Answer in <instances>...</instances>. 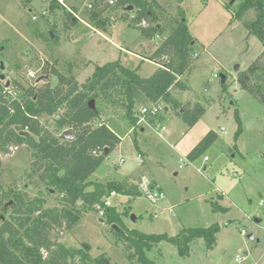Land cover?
Listing matches in <instances>:
<instances>
[{"label": "rangeland", "instance_id": "rangeland-1", "mask_svg": "<svg viewBox=\"0 0 264 264\" xmlns=\"http://www.w3.org/2000/svg\"><path fill=\"white\" fill-rule=\"evenodd\" d=\"M19 1L22 2V8L27 10L32 1L38 0H0L2 9L3 7L7 9L9 4L14 5L11 17L17 23L24 20L23 26L17 27L22 36H25V39L19 36L21 38L19 42L17 40L11 43L7 40L11 34L7 35L4 39L6 47L0 49V57L13 68L11 79H17L24 85L30 83L25 74L29 67L35 69L39 75L49 77L53 86L58 83L54 70L67 78L75 77L79 85L83 86L97 66L119 58L120 51L107 36L114 42H119L118 38H114L115 34L117 37L126 38L125 42L129 45L127 48L131 50L130 45L134 46L141 37V33L137 31L139 27L148 25L145 22L140 25L134 23L137 8L133 6V9H129L132 5L122 6L116 3L113 6L105 5L103 8L96 3L93 9L84 6L86 21L91 26L85 22H76L71 29H58L56 31L61 36L56 43L52 38L38 37L37 32L40 29L36 24L39 22L32 20L29 22L26 19L28 16L21 18V13L14 11ZM79 1L82 5L83 0ZM156 1L159 6L155 7V12L159 15L160 24L166 28V32L161 33L159 45L145 38L141 50L140 46L136 47V52H141L145 58L142 60L144 62L141 73L147 76L145 74L152 72L158 64H160L158 68H164L163 63L168 62V57L154 60L151 54L154 49L161 46L177 25V21L185 19L193 36L191 44L193 67L181 80L189 83L192 91H176L174 94L183 105L193 107L195 103L202 101L206 106V113L188 129L175 111L170 109L168 113L166 105L162 103L164 108L160 114L164 120L168 116L174 117L168 121V125L175 133L173 137L181 139L175 143L172 138H168V142L160 138L156 132L164 135L168 129L166 125L163 126L165 123L163 121H156L161 124L159 128L147 121L139 123V127L146 125L154 130V132L148 130L147 133L150 147L145 163L136 159L134 147L128 138L129 134L126 133L128 123L126 126L124 125L126 122L117 121L116 127L122 136L125 135V139L110 153L109 160L99 167L98 175L107 167L112 170L99 180L121 178L127 174L134 177L137 182L142 175H148L152 182L159 180L164 190L160 188L166 194L163 199L152 203L143 193L135 195L131 197V203L125 204L123 211L129 213L125 217L130 228L149 234L166 233L170 236L177 235L187 227H204L219 222L222 215L213 210L210 202L216 198L218 187L227 188V198L223 204L230 206L232 211L227 215L231 220H228L229 225L223 232L230 236L235 245L248 243L250 240L247 236L256 230L254 219L259 216L264 218V206H260V201L264 200V43L251 27L258 19L260 10L251 7L238 16L239 6L244 0ZM47 21L45 23H48ZM8 22L10 21L6 17L0 16V40L7 34L6 29L11 26H7ZM48 27L45 26L44 29ZM44 33L47 35L46 31ZM3 50L8 51L9 55L4 56ZM130 56L126 54L123 58L126 66L133 67L141 63ZM17 64L22 68L19 71L15 70ZM189 73L191 75L188 78ZM215 74H219L220 77H214ZM221 74L226 75L224 82ZM223 83L226 86L225 90ZM93 104L99 110L98 118L92 121L94 126L105 123L109 117L114 119L124 117L128 120L124 108L116 98L102 94ZM143 106L144 103L138 104L136 108L141 111ZM236 109L239 110L243 122V132L238 138H235L238 127L234 117ZM63 111L64 109L60 110L58 114ZM41 121L48 129L56 131V135L62 133L58 132L54 117L42 116ZM139 127L136 134L140 131ZM223 128L226 130L225 133ZM211 130L218 134L216 141L196 159L191 161L187 158L180 161L181 156L176 150L193 151ZM168 143H173L175 149ZM1 156L3 161L1 182L6 188L16 184L18 189L27 192L31 197L36 196L40 189H44L38 175L31 173L32 158L27 145L12 146L10 152L1 153ZM120 157L126 160L123 164ZM180 164H183V168L179 167ZM117 167L119 168L116 169ZM176 172H179V175H176ZM44 194L46 207L62 206L57 193L51 191ZM11 204V202L8 204L5 214L0 209V226L5 218H9L12 212ZM169 208H172L171 211ZM157 212L160 214L157 215ZM91 213L85 215L71 228L65 225L55 228L51 232L52 238L67 246L81 247L86 243L90 246L89 252L94 258H105L108 264H141L136 259L128 257L130 251L125 249L124 244L115 245L116 233L112 226L102 223L95 212ZM242 229L247 232L246 235L241 234ZM231 249L235 250L236 247ZM207 252L205 240L198 238L193 242L192 252L188 257L180 256L176 246L165 240L154 245L147 255L156 264H210L207 258L210 260L219 252L213 256H208ZM235 254L236 251L230 252L227 263L236 264L233 257Z\"/></svg>", "mask_w": 264, "mask_h": 264}, {"label": "trees", "instance_id": "trees-1", "mask_svg": "<svg viewBox=\"0 0 264 264\" xmlns=\"http://www.w3.org/2000/svg\"><path fill=\"white\" fill-rule=\"evenodd\" d=\"M55 1V0H54ZM117 5H132L137 8L134 23L140 25L146 21L147 26L139 27L146 38H155L165 32L160 24L155 7L156 0H118ZM260 10L258 19L251 27L255 35L264 43V0H244L238 11L241 16L248 8ZM51 10L55 6L51 5ZM66 10V9H65ZM72 14L69 20L74 24ZM78 20V19H77ZM172 32L151 56L152 59L169 57L166 68L159 67L149 77L139 74V67L131 69L118 61L107 62L97 66L91 77L80 86L75 77L67 78L54 70L58 83L50 81L37 85L22 84L12 80V86L19 91V98L7 99L0 81V209L5 212L11 202L12 212L0 226V264H108L105 258H94L90 246H67L53 239L51 232L63 225L71 228L86 212H95V204H103L102 199L112 191L124 195L142 194L138 184L109 181L104 188L90 189L95 183L89 177L97 170L105 158L121 142V138L106 123L92 125L98 118L99 110L90 105V101L102 94L116 98L125 110L130 124L137 130L141 115L136 106L165 104L189 126H194L205 114L206 106L198 101L193 107L183 105L175 96L176 91H186L190 86L181 80L193 67V36L190 34L185 19H180ZM48 34L47 38H50ZM53 41L59 42L56 34ZM21 66L16 65L19 71ZM223 90L226 89L223 83ZM120 96V97H118ZM64 109L63 113L58 114ZM42 116L54 117L59 133L69 129L75 138L61 140L57 132L48 129L41 121ZM234 117L238 127L235 138L243 132V122L236 109ZM164 117H148L149 124L163 121ZM61 131V132H60ZM214 131L208 132L189 154L190 160L196 159L217 139ZM135 146H138L134 139ZM27 145L32 158V175H38L44 189L31 197L18 189L16 184L6 188L2 182L3 161L1 153L10 152L12 146ZM108 149V151L106 150ZM51 189L59 195L61 207H46L45 192ZM45 191V192H44ZM79 201L82 203L79 204ZM214 211L227 212L228 207L218 201H211ZM127 211L119 212L115 206L105 208L102 219L110 226L116 224L117 242L128 247L129 258L141 264H156L147 252L154 245L165 240L175 245L182 257H188L191 243L197 238L205 240L208 249L216 244L218 223L207 227H187L177 235L149 234L138 229L129 228L124 220Z\"/></svg>", "mask_w": 264, "mask_h": 264}, {"label": "crops", "instance_id": "crops-1", "mask_svg": "<svg viewBox=\"0 0 264 264\" xmlns=\"http://www.w3.org/2000/svg\"><path fill=\"white\" fill-rule=\"evenodd\" d=\"M80 2L81 1H79V0H64V3H65V7H64L62 4H60L56 0L55 1L54 0H44L43 3L40 2L39 0L37 2L32 1L31 2V6H29L27 8V10L24 8L26 10V12H27L26 13V12H24V9L22 8V2L19 1V4L16 5L14 11H16L17 13H21V18L23 16H28L26 19H28L29 22H31L30 20H32V22H39L38 24H36L37 25V28L40 29V31L37 32L38 37H41L43 39H48L47 36H48V34L51 33V31H53L55 33V35H56V34H58L56 30H58V29L65 30L67 28L68 29H71V27L73 25H75L76 22H81V23L82 22H85L86 24H88V25L91 26V24L86 21L87 17H86V15L84 13V6L87 3H89V2H96V0H83L82 5L80 4ZM48 5H50V8H49L50 9V12L47 15H43L42 14V10L45 9ZM51 5L55 6V8L53 10H51L52 9L51 8ZM66 6L70 7L75 12H77V14L80 17V19H78V20H77V18H73L74 24H72V22H70V20L68 19L70 12L66 9ZM12 7H14V5H10L9 4V6H8L7 9L5 7H3V9L0 8V16L6 17L8 19V21H10V22H8V25L7 26L11 25L10 28L6 29L7 34H4V36L1 37L2 39L0 40V42L3 41L2 42L3 44L2 43L0 44L1 45L0 46V49H3V48L6 47L5 46L6 44H4V39L6 38L7 35H10L11 34V37H9L10 39H7L11 43L12 42H16L17 40L19 42L20 39H21V38H19V36H22L23 35L18 30L19 28L17 27V25H19L20 27H22L24 20L23 19H22V21L19 20L18 23H17L15 20L12 19V17H11V12L13 11L12 10ZM29 16H30V18H29ZM34 16H37V18L36 19H33ZM40 21H41V23H40ZM46 21L48 23H45ZM143 22L146 23V21H143ZM49 25H51V26H49ZM45 26H47V27L49 26V27L45 30L44 29ZM45 31L47 32V35H45V33H44ZM137 31H139L141 33V30L140 29H138ZM136 33L138 34V32H136ZM101 34H102V36H104L106 38V36L103 35V33H101ZM60 36L61 35H59V38H60ZM54 37L51 36L50 38H52V40H53ZM23 38L25 39V36ZM107 38L120 51L119 58L116 59V61L120 62L122 65L126 66L124 64L125 62L123 61V58L127 54L128 56L132 55L133 58H136V59H138V60L141 61L140 64H135L133 67H129V68L136 69L137 67H139V71L138 72L143 77H149V76H151L156 71V69L158 68L157 67L158 65H156V63H155L154 65H156V66H155L154 70H152V72H150L149 74H145L147 76H144L141 73L142 72L141 68H142V65H143V62H144V61L142 62V60H145V58L140 54L141 52L140 53L139 52H136L137 51L136 50V47L137 46L138 47L140 46V50H141V48H142L141 45L144 44L143 40L146 37H144L142 34H141V37L139 38V40H137V42L135 43L134 46L130 45L131 50L129 48H127V47H129V45L125 42V39L126 38L123 39V37H117L116 34L114 35V38H118L119 42H114L108 36H107ZM147 39H150L151 41H153L154 43H156L157 45H159L160 44L159 40H161V34H159L155 38H147ZM132 48H134V49L132 50ZM158 48H159V46L156 49H154V51L152 52L151 56L156 52V50ZM2 53H4V56H6L7 54L9 55V52L6 51V50L5 51L3 50ZM154 60H157V59H154ZM149 61L152 64L154 63L152 60H149ZM139 65H141V66H139ZM93 72H94V70L92 71L91 75L93 74ZM191 73H193V72H191ZM190 75L191 74L189 73L188 78L190 77ZM188 85L190 86V89L189 90L192 91L191 85L189 83H188ZM165 109L169 113L170 108L169 107L167 108V106H166ZM173 116H175V115H173ZM173 118L174 117H169L168 116V118H166L165 120H163V122L167 123V124L163 123V126L166 125L168 127L167 132L164 133V135L162 134L163 136L160 133H158L156 131L155 132L158 134V136L160 138L165 139L164 140L165 142H168L169 141L168 138L169 139L172 138V140H175V143H177L181 139V137H178V138H177V136L173 137L175 133H173V131L170 130L169 125H168V121L171 120V119H173ZM121 120H122V122H126V123H124V125H126V126H127V123H128V130H127L126 133L129 134L128 138H130V142L132 143V145L134 147L133 148V151L136 153V159L139 162L145 163L146 162L145 159L149 155V152H148L149 149H148V147H150L149 139H148L149 136L147 135V133L149 132L148 130H150L152 132H154V130L153 129H150L149 126L142 125L141 127H139V130H140L139 133L136 134V132H138V131L136 129H134V127L130 124V122L126 118L123 117V119H121V118L120 119H114V118H110L109 117V119H107V121L105 123H107V125L115 133H117L118 136L121 138V142L116 147L120 146L122 144V142L124 141V139H125V135L122 136L121 135V132L117 128L118 127V124L116 122L117 121H121ZM140 124H142V122ZM138 125H139V123H138ZM154 125L157 126V128H159V125H161V124L156 122ZM186 126L188 127V129L191 128L187 124H186ZM223 132L224 133L226 132V130L224 128H223ZM134 139L137 140V143H138V146L137 147L135 146ZM237 141H238V139H237ZM169 145L172 148L175 149V146H174L173 143H170ZM176 151H177L178 155L181 156L180 157V161H184L185 159L189 158L188 155H189V153L192 150L184 151L187 154H184V152H182L180 149H177ZM109 155L105 158V160L102 162V164L99 167H101L106 160H109ZM206 157H205V159H206ZM122 158H123V161H121ZM120 161L123 164L126 160H125L124 157H120ZM99 167L89 177V180H91V181H93L95 183L90 189H97V188L100 189V188H104L109 181H118V182H127L129 184H137V181L135 180V178L134 177L132 178L129 174L124 175L121 178H107V179L99 180L101 177L107 176L110 173V171H112L110 169V167H107V169L102 174H99L98 175L97 173H98ZM179 167L180 168H183V164H180ZM118 168L119 167H117L116 169H118ZM106 173H108V174H106ZM176 175H179V172H176ZM147 176L148 175H146V176L145 175H142L141 177H146L147 179L152 180L151 178H149ZM154 181H155L154 184L158 185L159 187H161L163 189V186L159 183V180L158 181L154 180ZM226 191H228L227 188L225 189V188L218 187V189H217L218 194L216 195V198L214 200L211 199L212 201H218L221 205H223L225 207H228V211L227 212H221V211H217L216 212V213H219V214L222 215L221 216V219L219 220V222L216 221V223H218L220 225V230L217 233L216 244L213 246V248L208 249L207 255L208 256H213L217 252H219V253H217L214 258H211L212 260L211 259L209 260V258H207L208 259L207 262L210 261V264H230V263H227L228 255L230 254L231 251H236L235 256H233L234 257V263H236V264H263L264 263V218L262 216H259V217H256L254 219L256 230H255V232L250 233V234L253 235V238H249V235L250 234L247 236V238L250 240L248 243H243V244L237 243L235 245L233 243V241L231 240L230 236H228L226 233L223 232V230L226 229L227 226L229 225L228 220H231L230 218H227V215L230 214L231 211H232L231 208H230V206H227V205L223 204L224 201L227 198V192ZM131 197H132L131 195H124V194H121V193H118L117 192V195L114 196V197H112L113 206H115L119 212H122L123 211V208L125 207V204L126 203H131L130 202L131 201ZM206 199L209 201L208 198H206ZM263 202H264V200L262 199L260 201V206H264V203ZM80 203H82V202H80ZM169 209H172V208H169ZM91 212H86L83 215V217L85 215H87V214H92ZM160 212H163V211H160ZM160 212H157V215L160 214ZM263 215H264V211H263ZM133 217L136 218V216H133ZM123 220H124L125 224L129 227V225L127 223V218L125 216L123 217ZM102 223L106 224L105 222H102ZM204 227H207V226H204ZM114 241H115L114 243H115L116 246L123 245V243L117 242V239L116 238H115ZM193 242L191 243V252H192ZM124 246H125V249L128 250V247L126 245H124ZM235 247H236L235 250H232L231 249V248H235ZM191 252H190V255H191ZM128 257H129V253H128Z\"/></svg>", "mask_w": 264, "mask_h": 264}, {"label": "built area", "instance_id": "built-area-1", "mask_svg": "<svg viewBox=\"0 0 264 264\" xmlns=\"http://www.w3.org/2000/svg\"><path fill=\"white\" fill-rule=\"evenodd\" d=\"M57 2H59L60 4H62L65 7V3L64 0H56ZM118 2V0H105L104 2H100V1H96V2H89L85 5L86 8L88 9H93L94 5L96 3H98L100 5V7L105 8V5H109V6H113ZM50 5H48L45 9L42 10V14L43 15H47L50 12ZM66 9L77 19H80L79 15L77 14V12H75L73 9H71L70 7L66 6ZM37 16H34L33 19H36ZM1 52V50H0ZM168 57V56H167ZM164 58V57H163ZM168 62H169V57H168ZM163 63V67L166 68V64L168 63ZM160 65V64H158ZM13 68L10 65H7L2 57H0V81L4 83V87L2 90V94L7 98V99H17L19 98V91L17 90L16 87L12 86V80L10 77V74L13 72ZM26 77L29 79L30 83H33V85H37L38 83V79L41 77H44V75H39L38 72L33 69V68H29L27 67L26 71H25ZM2 76L4 78H2ZM214 77L218 78L220 77L219 74H215ZM164 105L161 104H153V105H147V106H143L142 110H141V115L139 117L138 123H141L143 121H147L148 117H156L158 114L161 113V111L163 110ZM160 127V125H159ZM66 130V129H65ZM207 159V157H206ZM121 161H123V158L121 159ZM141 192L145 195L146 198H148L152 203H157L159 202L161 199H163L165 197V192L156 184H154V182H152V180L147 179L146 177H141L139 182H137ZM117 192L112 191L110 193V195L105 196L102 201L103 204H95L94 207L97 209V215L98 217H100L101 219L104 217L105 214V208L106 207H110L113 206V202H112V197L116 196ZM264 203V202H263ZM171 211V209H169ZM246 235L247 232L242 229V233ZM264 264V263H263Z\"/></svg>", "mask_w": 264, "mask_h": 264}, {"label": "water", "instance_id": "water-1", "mask_svg": "<svg viewBox=\"0 0 264 264\" xmlns=\"http://www.w3.org/2000/svg\"><path fill=\"white\" fill-rule=\"evenodd\" d=\"M96 1H97V0H96ZM98 1H100V2H104L105 0H98ZM129 9H133V6H130ZM50 34H51L52 37L55 36V33H54L53 31H51ZM237 67H238V66H237ZM2 78H4V77L2 76ZM221 79H222V82H224L225 79H226V75H225V74H221ZM40 81L47 82V81H49V77H46V76L41 77V78L38 79V82H40ZM93 102H94L93 100L90 101V105H91L92 107H94ZM167 108H168V107H167ZM60 138H61V139H64V140H66V139L72 140V139L75 138V135L72 134L71 131H70L69 129H66V130H64V131L62 132V134L60 135ZM106 150L108 151V149H106ZM1 178H2V177H1ZM51 191H54V190L51 189ZM80 202H81V201H79V203H80ZM100 220L104 222V219H100ZM112 228L115 229V230H118V229H119V227H118L116 224H113V225H112ZM249 238H253V235L250 234V235H249Z\"/></svg>", "mask_w": 264, "mask_h": 264}]
</instances>
